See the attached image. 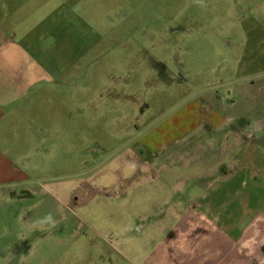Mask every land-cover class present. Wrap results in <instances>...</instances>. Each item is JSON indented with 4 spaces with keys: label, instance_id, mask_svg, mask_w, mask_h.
<instances>
[{
    "label": "rangeland",
    "instance_id": "1",
    "mask_svg": "<svg viewBox=\"0 0 264 264\" xmlns=\"http://www.w3.org/2000/svg\"><path fill=\"white\" fill-rule=\"evenodd\" d=\"M3 3V42L27 46L42 81L5 131L37 195L0 201V264L210 262L248 223L240 242L260 256L264 0ZM209 202L223 208L216 233ZM198 224L209 240L188 256Z\"/></svg>",
    "mask_w": 264,
    "mask_h": 264
},
{
    "label": "crops",
    "instance_id": "2",
    "mask_svg": "<svg viewBox=\"0 0 264 264\" xmlns=\"http://www.w3.org/2000/svg\"><path fill=\"white\" fill-rule=\"evenodd\" d=\"M3 1L4 0H1L0 3V193H2L0 196L2 200L0 201L7 202L8 199H15L10 197L12 192L18 191L19 189H30H27L25 184L22 183V180L27 177L25 172H23L24 168L22 169L16 165L17 162L24 161L25 157L22 155V152H17L15 149H11V147L8 149L9 141L4 140L6 139L5 131L10 132V123H13L12 127L14 128L16 119L20 118L19 115L22 114V110H19L18 107L25 104V101L23 100H25V97L31 90V87L42 80L39 76L41 71L40 69H37L36 72L33 73V62L36 64L37 62L34 60L31 52L26 48L27 46L13 42L12 40L3 42L7 36L2 29V26H4V20L11 16V12L9 13L8 11L10 7H7L8 4L3 3ZM17 7H20L21 11L25 8L23 3L17 4L15 8ZM3 59L6 60L4 63L1 62ZM11 62H14V64ZM35 66L38 67V65ZM16 110L19 113L18 116L7 120V116L12 111L15 113ZM6 125L9 127H6ZM14 135L16 136V134ZM172 147L173 144L170 147L164 146L152 157H157L165 152L166 148ZM177 152L178 150H176V153ZM30 191L34 196L37 195H35L32 190ZM212 206L213 204L210 202L204 205L202 204L201 208L203 209V213L200 217L205 223V231L211 230V232L216 233L218 232V229L215 226L216 224L209 219L213 218V220H215V218L217 219L221 217V210H223V208L222 206ZM226 217H231V215L226 214ZM249 221H251V218ZM195 227L198 231V235L192 245L188 244V256H192L196 253V249H198L200 241L207 242L209 240L208 236H202L204 231L202 225L198 224ZM247 227L248 229L246 232L251 230V224L248 223ZM225 229L226 228H224V231H226ZM246 232H243L242 234L240 232L237 239L231 236H226L227 239L222 237V239L219 240L223 242L226 241V245L223 243L222 245L218 244L216 246L217 253L215 255H217V257H211L210 262L207 259V261H204L203 263L198 261L197 264H256L257 261H259L260 264H264L263 256L259 254L260 256L257 258L252 257L251 251L249 249L248 251L247 249H244L241 244L240 241ZM164 238H167L168 240L164 241ZM160 241L164 242V249H172L176 246V241L173 239V235L171 233V226H167L166 229L160 233ZM206 250H213V247L209 248L207 245ZM183 261L188 264H195L196 258L184 259Z\"/></svg>",
    "mask_w": 264,
    "mask_h": 264
},
{
    "label": "flooded vegetation",
    "instance_id": "3",
    "mask_svg": "<svg viewBox=\"0 0 264 264\" xmlns=\"http://www.w3.org/2000/svg\"><path fill=\"white\" fill-rule=\"evenodd\" d=\"M226 96H229V97L232 98V94H231V92H230V91H227L226 94H225V97H226ZM231 98H230V99H231ZM224 99H225L226 101L229 100L228 98H224ZM225 100H224V101H225ZM226 101H225V102H226ZM226 105H229V104L226 103ZM178 143H179V142H178ZM174 145H176V144L174 143L173 146H174ZM140 151H141V153H142V158L145 157V156H146V155H145L146 152L143 151V149H141ZM91 154H92L94 157H95V156L98 157V156L100 155L99 151H96V149H94V152H92ZM24 190H25V189H24ZM19 191H21V190L19 189V190L17 191V195H18V196H22V197L25 196V197H26L27 194L21 195V194L19 193ZM32 195H33V194H32ZM34 197H35V196L33 195V198H34ZM15 199H17V198H15ZM30 199H32V197H31V198L28 197V198H24V199H19V200H30ZM259 254H260L261 256L264 257V245L260 248V250H259Z\"/></svg>",
    "mask_w": 264,
    "mask_h": 264
},
{
    "label": "water",
    "instance_id": "4",
    "mask_svg": "<svg viewBox=\"0 0 264 264\" xmlns=\"http://www.w3.org/2000/svg\"><path fill=\"white\" fill-rule=\"evenodd\" d=\"M235 102V99L234 98H231V99H229V100H227L226 101V103L227 104H232V103H234ZM101 149L100 148H96V151H100ZM92 152H94V150L92 151ZM19 193L21 194V195H24V194H27L26 195V197L25 196H18L17 195V191H15V192H12L11 194H10V197L11 198H17V199H24V198H33V195H32V193H31V191L30 190H21V191H19Z\"/></svg>",
    "mask_w": 264,
    "mask_h": 264
}]
</instances>
